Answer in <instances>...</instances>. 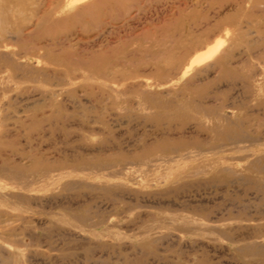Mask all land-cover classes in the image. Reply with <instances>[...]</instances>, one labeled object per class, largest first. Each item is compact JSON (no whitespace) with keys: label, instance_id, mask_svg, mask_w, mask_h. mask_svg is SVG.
I'll list each match as a JSON object with an SVG mask.
<instances>
[{"label":"rangeland","instance_id":"1","mask_svg":"<svg viewBox=\"0 0 264 264\" xmlns=\"http://www.w3.org/2000/svg\"><path fill=\"white\" fill-rule=\"evenodd\" d=\"M0 264H264V0H0Z\"/></svg>","mask_w":264,"mask_h":264},{"label":"bare ground","instance_id":"2","mask_svg":"<svg viewBox=\"0 0 264 264\" xmlns=\"http://www.w3.org/2000/svg\"><path fill=\"white\" fill-rule=\"evenodd\" d=\"M82 1H85V0H70V3H72V4H74V3H80V2H82ZM69 3V2H68ZM67 3V4H68ZM89 4H92V3H89ZM94 4V3H93ZM82 6V5H81ZM91 9V5L89 6V5H85V6H83L82 7V10H81V14H87L88 12H89V10ZM92 11V10H91ZM214 48V47H213ZM212 50V49H211ZM201 52H203V51H201ZM199 53V52H198ZM207 53H208V51H207ZM212 53V52H211ZM210 51H209V56H210ZM200 54H202V53H200ZM200 54H198V55H200ZM204 54V53H203ZM202 54V57L205 55H203ZM207 56V55H206ZM208 56V57H209ZM202 57L201 56H195L194 58H193V60H192V62H198V61H202L203 59H204V57H203V59H202ZM207 59V58H206Z\"/></svg>","mask_w":264,"mask_h":264}]
</instances>
